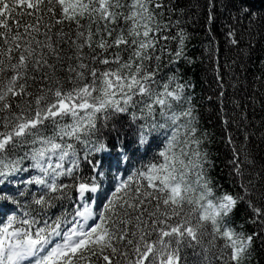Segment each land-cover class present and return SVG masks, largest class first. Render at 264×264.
<instances>
[{
    "label": "snow or ice",
    "instance_id": "1",
    "mask_svg": "<svg viewBox=\"0 0 264 264\" xmlns=\"http://www.w3.org/2000/svg\"><path fill=\"white\" fill-rule=\"evenodd\" d=\"M233 8L242 34L264 28L248 0ZM186 11L0 0V264H252L257 241L264 252V165L229 134L231 189L211 175L180 68ZM227 35L240 43L236 27Z\"/></svg>",
    "mask_w": 264,
    "mask_h": 264
},
{
    "label": "trees",
    "instance_id": "2",
    "mask_svg": "<svg viewBox=\"0 0 264 264\" xmlns=\"http://www.w3.org/2000/svg\"><path fill=\"white\" fill-rule=\"evenodd\" d=\"M233 2L215 0V18L209 23L208 0H180L187 9L183 26L188 33L185 55L190 61L180 63L181 73L194 85L193 102L200 113V125L210 137L207 147L214 161L211 175L222 190L231 189L226 167L232 148L226 144L229 134L236 148L244 146L243 151L256 161L257 169L264 165V28L254 26L250 34H242L230 15ZM248 3L254 11L264 12V0ZM243 24L248 25L247 19ZM231 27L237 28L238 45L230 43L227 33ZM243 114L247 120L242 122ZM225 116L227 125L222 118ZM244 128L249 134L247 141ZM256 247L252 264H264L259 241Z\"/></svg>",
    "mask_w": 264,
    "mask_h": 264
}]
</instances>
